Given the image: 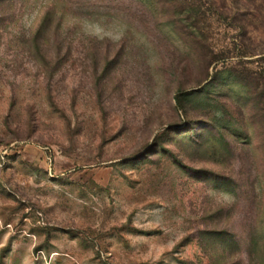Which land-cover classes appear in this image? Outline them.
Segmentation results:
<instances>
[{
    "label": "rangeland",
    "instance_id": "obj_1",
    "mask_svg": "<svg viewBox=\"0 0 264 264\" xmlns=\"http://www.w3.org/2000/svg\"><path fill=\"white\" fill-rule=\"evenodd\" d=\"M183 1L0 0V264H264V0Z\"/></svg>",
    "mask_w": 264,
    "mask_h": 264
},
{
    "label": "trees",
    "instance_id": "obj_2",
    "mask_svg": "<svg viewBox=\"0 0 264 264\" xmlns=\"http://www.w3.org/2000/svg\"><path fill=\"white\" fill-rule=\"evenodd\" d=\"M168 6L171 9V15H177V18L174 17L175 22L180 21L179 12L186 11L189 9L188 5L184 3L183 0H167ZM189 16H186L188 18ZM184 18L182 17L181 20ZM197 20L194 18V20H191L190 23L188 21L178 22L176 25L183 26V28H187L188 26H196ZM190 24V25H189ZM181 28V27H180ZM183 30V29H181ZM58 32V31H57ZM184 32L188 37H191L189 35V32L187 33L186 31ZM237 80L241 83H243L245 86L250 89L251 93V99L249 100L248 108L250 112V118L254 122V124L257 127V134L259 135L261 139V143L264 144V79L261 82H254L248 79L243 72H237ZM184 95L185 93L181 94L177 93L175 95L177 105L179 106L180 109L183 111H186V107L184 105Z\"/></svg>",
    "mask_w": 264,
    "mask_h": 264
}]
</instances>
